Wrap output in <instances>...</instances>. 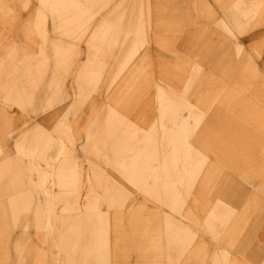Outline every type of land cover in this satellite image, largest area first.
<instances>
[{"label":"rangeland","instance_id":"obj_1","mask_svg":"<svg viewBox=\"0 0 264 264\" xmlns=\"http://www.w3.org/2000/svg\"><path fill=\"white\" fill-rule=\"evenodd\" d=\"M263 25L264 0H0V264L185 258L225 211L192 134L264 119Z\"/></svg>","mask_w":264,"mask_h":264},{"label":"crops","instance_id":"obj_2","mask_svg":"<svg viewBox=\"0 0 264 264\" xmlns=\"http://www.w3.org/2000/svg\"><path fill=\"white\" fill-rule=\"evenodd\" d=\"M259 33L262 37L259 60H264V29L256 28L255 35ZM162 54L166 56L168 53ZM208 55L207 60L212 59L206 63L209 70H217L218 66L213 61L227 59L229 52L214 50ZM205 75L210 76L208 72ZM205 79L209 83V79ZM142 83L139 82L141 86ZM145 83L146 88V80ZM198 86V91L205 93L202 96L198 94V100H210L213 87L207 83ZM145 88L134 91L143 93L147 90ZM221 88H217V91ZM192 135L191 143L207 160L193 183V193L196 192L199 205L207 204L209 213L217 203L223 204L224 216L216 219H223L224 223L221 226L222 223L216 220L215 228H208V232L197 231V239L191 244L185 258L175 259V264H214L216 258L218 264H264V119H205ZM10 201L17 204V196L13 201L12 195ZM145 202L154 203L151 200ZM191 207V216L197 214L196 218H200L194 210L195 206ZM159 209L162 213L167 212L161 207ZM46 226L53 227V224L48 221ZM14 232L6 230L3 234L16 236L14 243L22 251L20 246L24 230L16 228ZM36 245L41 247L40 244ZM179 248V245L176 246L177 251ZM159 264L169 262L161 258Z\"/></svg>","mask_w":264,"mask_h":264},{"label":"bare ground","instance_id":"obj_3","mask_svg":"<svg viewBox=\"0 0 264 264\" xmlns=\"http://www.w3.org/2000/svg\"><path fill=\"white\" fill-rule=\"evenodd\" d=\"M48 216H49V214H48Z\"/></svg>","mask_w":264,"mask_h":264}]
</instances>
